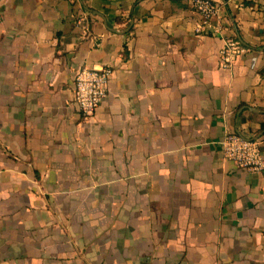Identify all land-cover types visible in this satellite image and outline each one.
Returning <instances> with one entry per match:
<instances>
[{"label":"crops","instance_id":"crops-1","mask_svg":"<svg viewBox=\"0 0 264 264\" xmlns=\"http://www.w3.org/2000/svg\"><path fill=\"white\" fill-rule=\"evenodd\" d=\"M216 1L217 34L191 0H0V264H264V174L223 155L264 154V0Z\"/></svg>","mask_w":264,"mask_h":264},{"label":"built area","instance_id":"built-area-1","mask_svg":"<svg viewBox=\"0 0 264 264\" xmlns=\"http://www.w3.org/2000/svg\"><path fill=\"white\" fill-rule=\"evenodd\" d=\"M84 9L85 0H75ZM194 9L202 15L197 25L201 33H221L220 7L216 0H191ZM84 12V11H83ZM217 18V19H216ZM216 20L215 23L213 21ZM80 25V24H79ZM219 51L221 68H231L248 49L237 38H227ZM110 65L84 67L75 75V102L84 119L92 118L109 94V84L114 74ZM261 138L249 139L237 132L229 133L223 141L224 157L238 167L264 174V154Z\"/></svg>","mask_w":264,"mask_h":264}]
</instances>
